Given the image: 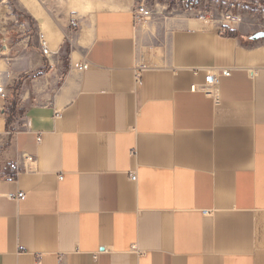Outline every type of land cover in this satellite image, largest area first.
<instances>
[{
	"label": "crops",
	"instance_id": "obj_1",
	"mask_svg": "<svg viewBox=\"0 0 264 264\" xmlns=\"http://www.w3.org/2000/svg\"><path fill=\"white\" fill-rule=\"evenodd\" d=\"M141 1L0 0V264H264L262 28Z\"/></svg>",
	"mask_w": 264,
	"mask_h": 264
},
{
	"label": "rangeland",
	"instance_id": "obj_2",
	"mask_svg": "<svg viewBox=\"0 0 264 264\" xmlns=\"http://www.w3.org/2000/svg\"><path fill=\"white\" fill-rule=\"evenodd\" d=\"M150 2L154 0H144ZM173 5L177 8L185 9L192 7V10L199 11V14L212 13L221 18L226 12L239 14L244 21L240 26L262 28L264 30V3L262 0H159ZM192 1L191 5L187 2Z\"/></svg>",
	"mask_w": 264,
	"mask_h": 264
},
{
	"label": "built area",
	"instance_id": "obj_3",
	"mask_svg": "<svg viewBox=\"0 0 264 264\" xmlns=\"http://www.w3.org/2000/svg\"><path fill=\"white\" fill-rule=\"evenodd\" d=\"M188 5L192 4V1L187 2ZM192 7H187L185 9H191ZM153 14V9L151 6H148L147 2L141 1L136 5L134 9V15L136 17V20L140 22L141 20H145L147 18H150ZM222 21L224 25H238L242 22V17L239 14H235L232 12H226L223 14ZM71 25L73 27H76V22H72ZM39 44L42 50V53L47 55L50 53V50L48 48L47 42L45 38L40 35L39 36ZM86 64L84 62H80L78 64H75V68L77 70H83L85 68ZM218 75H229L228 70H221L218 73H208L205 76L204 82L199 86L200 89H202L206 94H214L216 91L217 83H218ZM140 76L139 73L136 74V81L140 83ZM0 96L5 98V92L3 90V87L0 86ZM40 139H38L39 141ZM28 160H30V157H27ZM14 164H10L11 168H14ZM12 177V176H11ZM132 179H135V176H131ZM12 196V195H9ZM18 199H24L25 195L23 192H19L16 196Z\"/></svg>",
	"mask_w": 264,
	"mask_h": 264
},
{
	"label": "water",
	"instance_id": "obj_4",
	"mask_svg": "<svg viewBox=\"0 0 264 264\" xmlns=\"http://www.w3.org/2000/svg\"><path fill=\"white\" fill-rule=\"evenodd\" d=\"M250 38L254 40L264 38V30L254 32L252 35H250Z\"/></svg>",
	"mask_w": 264,
	"mask_h": 264
},
{
	"label": "trees",
	"instance_id": "obj_5",
	"mask_svg": "<svg viewBox=\"0 0 264 264\" xmlns=\"http://www.w3.org/2000/svg\"><path fill=\"white\" fill-rule=\"evenodd\" d=\"M263 3H264V1H263ZM227 33L232 35V36L237 35V31L235 29H227ZM11 115H12V112H11V108H10V113H8V119L11 117Z\"/></svg>",
	"mask_w": 264,
	"mask_h": 264
}]
</instances>
